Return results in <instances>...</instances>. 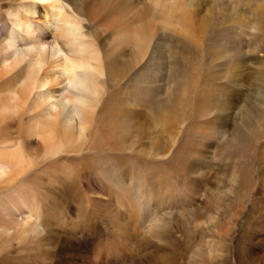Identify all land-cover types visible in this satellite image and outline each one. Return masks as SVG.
<instances>
[{"label": "rangeland", "instance_id": "1", "mask_svg": "<svg viewBox=\"0 0 264 264\" xmlns=\"http://www.w3.org/2000/svg\"><path fill=\"white\" fill-rule=\"evenodd\" d=\"M154 1L160 12H145L141 30V67L152 53L158 60L138 80L141 147L132 120L122 133L113 126L126 112L132 118L130 105L124 113L109 105L99 116L101 129L115 131L108 139L105 131L41 164V138L25 133L23 151L35 163L0 183V221L18 223L0 229V264H264V0ZM154 1L134 3L151 9ZM8 5L0 0V12ZM168 7L182 22L165 37L180 45L155 50ZM177 48L193 56L175 52L169 59ZM176 63L186 79L166 101L159 94ZM248 106L261 117L242 125ZM11 125H0V141L20 139ZM22 204L39 213L38 221L19 220Z\"/></svg>", "mask_w": 264, "mask_h": 264}, {"label": "bare ground", "instance_id": "2", "mask_svg": "<svg viewBox=\"0 0 264 264\" xmlns=\"http://www.w3.org/2000/svg\"><path fill=\"white\" fill-rule=\"evenodd\" d=\"M78 3L81 5L78 6ZM94 3L97 4L96 9H92ZM138 3L135 4L134 0H9L6 10L0 12V125L15 124L14 130L18 131L20 139L17 136L13 144L9 140L0 141V183L14 181L35 163L23 151L21 137L25 133L27 137L37 135L41 138L39 149L42 154L36 160L37 164L61 153L69 155L74 147L90 139L101 138L105 131L108 139L110 133L115 131L111 127L101 129L98 120L109 105H119L123 113L127 105L136 108L131 111L132 118L126 112L124 121L113 126L122 133L123 124L129 126L132 120L134 145L137 149L141 147L138 137L144 132L139 125L141 114L138 107L142 103L143 90L139 88L138 80L142 84L150 64L154 62L156 66L158 63L155 53H152L141 67L144 55L141 30L144 28V13L159 14L160 9L156 1L151 9H141ZM169 7L167 12L165 9V13L161 11L166 25L160 35L173 38L174 35L167 31L173 29L168 27L179 28L182 21L180 17L171 16L173 10L169 12ZM37 18L41 19L36 21ZM84 25L88 29H84ZM166 37L157 38L155 50L161 43L180 45L176 37L174 42ZM128 47L130 51L127 56L125 51ZM175 52L181 57L182 54L193 56L188 49H179L173 54L169 53L168 58L176 57ZM177 58H174L175 61ZM178 66L177 63L172 66L175 72L165 84L167 91L164 89L166 92L159 94L165 93L166 101L183 84L181 80L186 79L183 72L176 69ZM129 72L131 78L128 77ZM127 92L131 94V100ZM257 113L258 110L251 106L244 108L242 115L238 114L241 124L259 116ZM258 118L255 124H258ZM8 127L4 129L11 128ZM248 133L253 135V132ZM127 135L126 129L125 138ZM239 137H243V133ZM235 140L238 144L239 141ZM131 147L133 149V145ZM128 148L125 145L123 150L128 151ZM22 207L19 220L26 225L38 221L39 213L34 208L24 204ZM16 212L12 209L6 214L10 217ZM153 220L157 223L156 219ZM17 225L14 221L8 224L0 221V229L4 231ZM33 229L38 230L37 225Z\"/></svg>", "mask_w": 264, "mask_h": 264}]
</instances>
